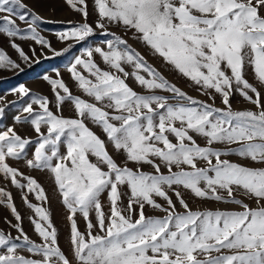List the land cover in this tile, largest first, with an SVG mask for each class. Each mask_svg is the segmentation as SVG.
Instances as JSON below:
<instances>
[{
	"label": "snow or ice",
	"instance_id": "1",
	"mask_svg": "<svg viewBox=\"0 0 264 264\" xmlns=\"http://www.w3.org/2000/svg\"><path fill=\"white\" fill-rule=\"evenodd\" d=\"M64 2L81 21H69L59 41L86 42L97 29L106 39L67 68L80 95L49 76L52 100L14 90L30 97L28 115L14 119L29 123L36 140L0 131V207L18 233L0 230V264H264V0ZM0 13V34L19 59L30 57L17 38L51 48L37 30L41 17L22 0H0ZM129 39L208 99L173 83ZM9 67L19 65L0 49V68ZM236 96L252 108L234 109ZM9 160L48 175L67 213L68 252L44 186ZM7 185L21 193L39 242ZM189 199L233 207L194 210Z\"/></svg>",
	"mask_w": 264,
	"mask_h": 264
},
{
	"label": "rangeland",
	"instance_id": "2",
	"mask_svg": "<svg viewBox=\"0 0 264 264\" xmlns=\"http://www.w3.org/2000/svg\"><path fill=\"white\" fill-rule=\"evenodd\" d=\"M22 3L27 6V10L29 12L35 13L36 15L41 17V20L37 21L36 24L37 30L42 36L45 37V39L50 41L51 48H41L40 45H37L32 41H23L17 38L16 43L20 44V46L23 47L24 51L30 57L29 61H23L18 58V54L10 47L9 38L3 34H0V49H3L10 56V58L19 65V68H0V108L4 109L3 115L0 116V131L6 130L8 127H13L14 130L22 137L31 138L33 141H35L36 133L33 131L31 125L29 123L23 122L17 123L14 119L18 115L22 117H26L28 115L27 113L22 112V108L26 106L27 102H29L30 97H21L19 93L14 90L23 85L30 90V95H43L52 100L53 96L50 86L44 80V76H49L52 78H62L74 94L80 95L81 93L76 87L74 81L71 79L67 68L74 61V58L76 56L82 54L85 48L100 46L101 42L106 39V37L101 33L99 29H97L96 34L90 37L86 42H61L56 37V33L66 30L69 27V21H81L80 15L70 10L69 7L65 4L64 0H22ZM90 4L91 0H89V5ZM18 11L20 10L18 9ZM3 15H5V13H0V16ZM14 18L16 19L18 27H20L21 29H27V24L21 22L17 17ZM95 19V15H92L89 18V23L92 24L93 27L95 26ZM111 31L118 30L112 28ZM70 43L72 44L71 48L68 47ZM129 43L132 44L133 47L137 48V50L144 53L150 63L160 68V70L163 71L164 74L173 83H176L184 91L188 92L189 95H192L201 100L208 99L207 97L201 96L197 91H195L187 81L175 76L174 74L168 73V71L164 69L157 60H155L150 54L146 53L145 50L135 41L129 39ZM31 49H35L34 54ZM65 49H67V51H65ZM57 52L60 53V55H56L55 53ZM97 60H99L98 57ZM101 66L103 67V65ZM57 72H59L60 74L59 77L56 76ZM249 79H251V77H249ZM128 83L136 91H142V89H140L139 86L136 85L132 80H129ZM232 105L233 108L237 110L252 108V105L244 102L239 96L233 98ZM216 106L222 107L219 99H217L216 101ZM50 107L52 111H56L54 102L52 105H50ZM63 115L65 117H71L73 115L69 104H65L63 106ZM198 142L203 144L202 140H198ZM216 147L221 146L216 145ZM33 150L34 147H30L28 149L27 158H31ZM230 159L236 160L235 157H230ZM8 162L13 167L20 168L22 172L36 177V179L44 186L51 201L49 207L51 210L52 220L59 230V244L65 252H68V228L65 219L67 213L63 205L60 203L57 193L54 190V185L49 180L48 175L44 172L27 169L26 167H24L23 161L16 162L9 160ZM0 186H6L3 180H0ZM7 187L14 196L17 209L24 217L23 228L25 232L30 237V239L39 242V238L34 233L28 219L30 215L29 210L21 202V193L15 188H12L10 185H7ZM29 199L32 200L33 203H39L32 196H30ZM173 199L175 200L174 196ZM160 202L163 203V201ZM188 202L190 204V207H192L194 210L197 208L226 209L233 207L231 205L193 201L191 199H189ZM177 208L179 210L178 204ZM105 210H107V208H105ZM146 214L163 215V213H160L159 211H153L152 209H146ZM5 217L11 220L13 224L16 223L10 213L3 207H0V230L11 232V235L13 237H16L18 233L14 229L10 228L7 223H5ZM77 219L80 230L83 231L85 228L84 221L79 216L77 217ZM19 252L21 255H31L24 249H20Z\"/></svg>",
	"mask_w": 264,
	"mask_h": 264
}]
</instances>
